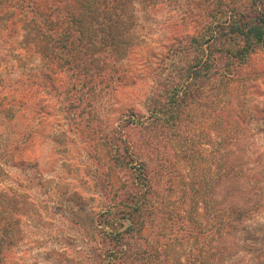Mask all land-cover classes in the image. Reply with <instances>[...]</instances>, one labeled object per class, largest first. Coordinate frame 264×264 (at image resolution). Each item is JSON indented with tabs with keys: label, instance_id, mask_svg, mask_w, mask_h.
<instances>
[{
	"label": "rangeland",
	"instance_id": "1",
	"mask_svg": "<svg viewBox=\"0 0 264 264\" xmlns=\"http://www.w3.org/2000/svg\"><path fill=\"white\" fill-rule=\"evenodd\" d=\"M209 5L137 0L74 113L71 76L0 21V264H264V46L147 128L158 57Z\"/></svg>",
	"mask_w": 264,
	"mask_h": 264
},
{
	"label": "trees",
	"instance_id": "2",
	"mask_svg": "<svg viewBox=\"0 0 264 264\" xmlns=\"http://www.w3.org/2000/svg\"><path fill=\"white\" fill-rule=\"evenodd\" d=\"M209 3L207 17L198 20L195 32L175 36L158 57L148 129L162 126L175 130L184 114L183 105L196 97L199 89L211 86L219 91L226 80L238 81L241 70L264 46V0ZM136 5L137 0H0V21H6L12 33H22L50 66L71 76L67 98L72 99L74 113L94 90L95 78L89 70L94 57L105 52L112 58L120 52ZM131 121L145 124L142 119ZM113 159L118 163L121 158L115 153ZM133 163L131 159L125 164ZM139 173L144 174L143 169ZM1 230L0 248L7 233ZM108 236L123 238L112 230ZM127 255L122 250L119 257L124 260Z\"/></svg>",
	"mask_w": 264,
	"mask_h": 264
}]
</instances>
